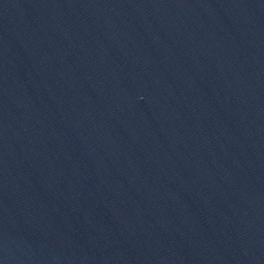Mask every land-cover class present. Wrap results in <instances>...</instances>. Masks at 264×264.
Segmentation results:
<instances>
[{"label":"water","instance_id":"water-1","mask_svg":"<svg viewBox=\"0 0 264 264\" xmlns=\"http://www.w3.org/2000/svg\"><path fill=\"white\" fill-rule=\"evenodd\" d=\"M0 264H264V0H0Z\"/></svg>","mask_w":264,"mask_h":264}]
</instances>
